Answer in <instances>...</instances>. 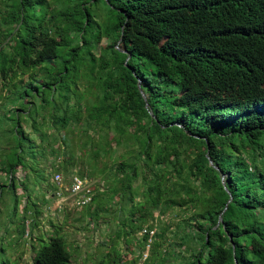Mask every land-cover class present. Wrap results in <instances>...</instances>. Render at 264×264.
Listing matches in <instances>:
<instances>
[{
	"label": "trees",
	"instance_id": "trees-1",
	"mask_svg": "<svg viewBox=\"0 0 264 264\" xmlns=\"http://www.w3.org/2000/svg\"><path fill=\"white\" fill-rule=\"evenodd\" d=\"M12 2L0 71L27 79L0 119V200L12 197L5 231L13 222L16 232L0 264L20 239L30 264H71L60 226L40 227L32 193L72 171L74 148L90 165L79 177L106 157V196L95 190L83 206L89 223L115 210L116 236L144 229V264H264V0ZM47 148L53 160L40 166ZM168 210L182 215L174 225ZM102 246L83 264L140 255Z\"/></svg>",
	"mask_w": 264,
	"mask_h": 264
},
{
	"label": "rangeland",
	"instance_id": "rangeland-1",
	"mask_svg": "<svg viewBox=\"0 0 264 264\" xmlns=\"http://www.w3.org/2000/svg\"><path fill=\"white\" fill-rule=\"evenodd\" d=\"M6 3L8 4L7 0H0V42L3 45H7L5 35H7L10 29L11 19L13 18V9H11L13 2L12 0H10L9 6L6 5ZM8 50L11 51V47H8ZM12 74L13 73L9 71L8 74L3 75L0 71V119L2 118V120V116L5 113V115L8 114L7 110L10 107L9 100L12 93L14 92V89L16 88L15 86L20 87L27 79V74L18 75L17 77H12ZM2 120H0V132H2L3 128L7 126V124ZM7 148V145L3 141H0V155L4 154ZM74 151L75 152H73V154L71 153L67 155V158L69 156H75V163L71 168L72 171L69 173L60 172V175L65 178V184H67L65 180L70 182L71 179L74 178V176L80 175L78 171L81 167L83 169H88L90 167V165H88L86 161L88 159L87 155H82L78 148H74ZM105 159L106 157H103L102 155L97 159V161L99 162V164H97L99 168L102 165H105L103 163V160ZM52 160L53 157L50 154L49 149L47 148L46 155L40 160L39 165L43 166L45 163H47L46 165L48 167L49 163ZM62 160L63 157H59L57 159V161ZM99 168L95 170L91 178L88 174L87 176L85 174L84 175L86 176V178H88L87 181L88 184L91 185L93 195H95L96 193L95 190H98L97 193L100 194L99 196H106L105 192L107 189L104 185V181L101 179L103 176ZM84 175L82 176L85 177ZM50 182H53L52 177L50 178ZM51 183L48 191L45 188L44 184L39 182L36 183L33 188L35 192L32 193V197L36 199V202L41 209L40 214L38 215V219L40 220L39 225L42 230L51 232L54 225L60 226V233L63 235L68 244V247L72 251L70 261L71 264H83L85 262L83 257L88 256L91 252L92 254H97L101 251H106V246H102L99 249L95 248L97 242L103 239H108V241L113 242L116 245L117 249H119L124 255L125 261L132 258L136 259V256L140 254L137 257L136 261L132 264H144V261L149 254V244H147L142 249L137 247L135 240V238L141 237L144 234V229L130 235L122 233L121 236H116L114 231L117 228V211L115 213V210H111L108 213L103 212L102 217L99 219V222L104 221L105 223H101L100 226L95 227L93 224L89 223V216L86 213H83L85 208L77 205L74 198L69 197L70 195L68 194H65L63 198L54 196V191ZM38 190L39 193H37ZM6 193L8 192H5V194ZM11 199L12 197L10 195H5L4 198L0 200V247L1 245H5L6 243L8 244V242L12 239H15L16 236L13 222L10 223V225L8 226V230L5 231V228L8 224V219L6 218L5 214L8 212V207L11 206ZM117 201V198L113 199V202ZM110 204H112V200L106 206ZM112 208H116L117 210L118 205L114 203ZM20 211L21 207L18 208V212L21 214ZM180 215L181 213H175L168 210L165 214V219L169 220L172 225H174L178 220L181 219L182 215ZM111 219L112 221H110ZM26 223H28V220H26ZM106 223L108 225H106ZM154 231L155 229H151L149 231V236L152 234L151 232ZM149 236L147 237L148 240L145 239L147 240V242H151L152 240V235L150 237ZM170 239L172 241L177 240L176 237H170ZM11 244L12 245H9V247H6L3 251L7 256H10L9 264H12L13 261H16V264H30L32 262L31 257L33 252L29 247V242H25L23 239H20L18 244H16L14 241H12ZM174 246L176 247L177 245ZM163 251L164 247H162V253ZM90 256L85 264H93L94 261L92 260V258H90ZM164 258L166 259L164 264H166L168 261H170L171 264H177L176 260L172 259L171 256H164Z\"/></svg>",
	"mask_w": 264,
	"mask_h": 264
},
{
	"label": "built area",
	"instance_id": "built-area-1",
	"mask_svg": "<svg viewBox=\"0 0 264 264\" xmlns=\"http://www.w3.org/2000/svg\"><path fill=\"white\" fill-rule=\"evenodd\" d=\"M87 179L86 177L74 176L70 182L65 184L64 177L60 173L55 174L53 180L58 186L56 196L63 198L65 194H68L70 195L69 197L74 198L77 205L81 207L86 206L93 198V190L91 185L88 184ZM151 233L153 234V232Z\"/></svg>",
	"mask_w": 264,
	"mask_h": 264
},
{
	"label": "water",
	"instance_id": "water-1",
	"mask_svg": "<svg viewBox=\"0 0 264 264\" xmlns=\"http://www.w3.org/2000/svg\"><path fill=\"white\" fill-rule=\"evenodd\" d=\"M143 96L145 97V94L143 93ZM145 99H146V97H145ZM150 112V114L152 115V112L151 111H149ZM211 163H212V161H211ZM219 220H221V217H220V219Z\"/></svg>",
	"mask_w": 264,
	"mask_h": 264
}]
</instances>
